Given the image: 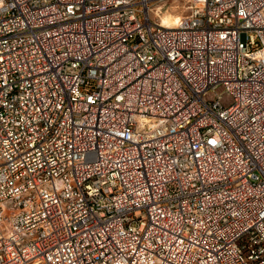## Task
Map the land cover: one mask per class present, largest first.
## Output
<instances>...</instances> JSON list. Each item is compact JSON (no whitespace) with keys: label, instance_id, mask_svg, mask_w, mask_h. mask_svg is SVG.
Segmentation results:
<instances>
[{"label":"built area","instance_id":"obj_1","mask_svg":"<svg viewBox=\"0 0 264 264\" xmlns=\"http://www.w3.org/2000/svg\"><path fill=\"white\" fill-rule=\"evenodd\" d=\"M0 264H264V0H0Z\"/></svg>","mask_w":264,"mask_h":264},{"label":"bare ground","instance_id":"obj_2","mask_svg":"<svg viewBox=\"0 0 264 264\" xmlns=\"http://www.w3.org/2000/svg\"><path fill=\"white\" fill-rule=\"evenodd\" d=\"M179 16H167L161 17L162 24L165 28H174L177 25Z\"/></svg>","mask_w":264,"mask_h":264},{"label":"rangeland","instance_id":"obj_3","mask_svg":"<svg viewBox=\"0 0 264 264\" xmlns=\"http://www.w3.org/2000/svg\"><path fill=\"white\" fill-rule=\"evenodd\" d=\"M175 3H176L177 5H181V4H182V2H180V1H176ZM167 16H179V14H175V15H173V14H172V15H170V14H167V15H166V14H165L163 17H167Z\"/></svg>","mask_w":264,"mask_h":264}]
</instances>
